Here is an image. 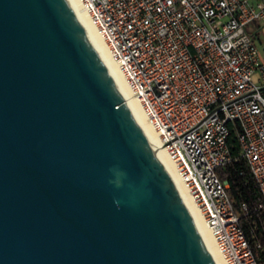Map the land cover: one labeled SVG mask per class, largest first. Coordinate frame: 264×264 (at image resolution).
<instances>
[{
	"label": "water",
	"instance_id": "obj_1",
	"mask_svg": "<svg viewBox=\"0 0 264 264\" xmlns=\"http://www.w3.org/2000/svg\"><path fill=\"white\" fill-rule=\"evenodd\" d=\"M0 264H216L67 0H0Z\"/></svg>",
	"mask_w": 264,
	"mask_h": 264
},
{
	"label": "built area",
	"instance_id": "obj_2",
	"mask_svg": "<svg viewBox=\"0 0 264 264\" xmlns=\"http://www.w3.org/2000/svg\"><path fill=\"white\" fill-rule=\"evenodd\" d=\"M173 164L223 264H261L218 172L242 160L264 211V0H77ZM234 136L239 155L228 147Z\"/></svg>",
	"mask_w": 264,
	"mask_h": 264
},
{
	"label": "bare ground",
	"instance_id": "obj_3",
	"mask_svg": "<svg viewBox=\"0 0 264 264\" xmlns=\"http://www.w3.org/2000/svg\"><path fill=\"white\" fill-rule=\"evenodd\" d=\"M69 5L71 6L76 18L78 19L80 25L82 26L83 30L85 31L86 35L88 36L90 42L92 43L93 47L97 51L101 61L109 71L117 89L119 90L125 104L131 111L134 118L137 120L141 132L149 142V144L154 149L159 161L165 167L168 175L170 176L173 184L175 185L176 189L179 192L180 197L183 200L185 207L187 208L202 240L204 241L206 247L208 248L214 262L216 264H223L222 260L220 259L214 242L211 238V235L205 226L201 216L199 215L198 211L196 210L194 204L192 203L187 191L184 189L179 177L176 174L175 168L173 164L170 162L168 157L166 156L164 150L160 148V145L157 141V134L152 130V128L146 122V119L139 107L137 101L132 98L130 95L126 83L117 69V66L112 62L110 59L108 52L106 50L105 45L98 37L95 29L91 25L88 17L86 16L85 12L80 7L77 0H67Z\"/></svg>",
	"mask_w": 264,
	"mask_h": 264
},
{
	"label": "trees",
	"instance_id": "obj_4",
	"mask_svg": "<svg viewBox=\"0 0 264 264\" xmlns=\"http://www.w3.org/2000/svg\"><path fill=\"white\" fill-rule=\"evenodd\" d=\"M228 147L232 156L239 155V149L234 136H230ZM222 181H227L230 186L229 196L235 211L240 204H246L248 214L241 220V226L249 244L253 247L257 242L264 249V211L258 205L260 194L257 185L242 160H238L218 172ZM256 259L264 264V252L254 251Z\"/></svg>",
	"mask_w": 264,
	"mask_h": 264
},
{
	"label": "rangeland",
	"instance_id": "obj_5",
	"mask_svg": "<svg viewBox=\"0 0 264 264\" xmlns=\"http://www.w3.org/2000/svg\"><path fill=\"white\" fill-rule=\"evenodd\" d=\"M262 28L258 22L254 21L249 24L245 30L252 40L255 42L257 49L259 51L261 60L264 61V38L262 35Z\"/></svg>",
	"mask_w": 264,
	"mask_h": 264
},
{
	"label": "crops",
	"instance_id": "obj_6",
	"mask_svg": "<svg viewBox=\"0 0 264 264\" xmlns=\"http://www.w3.org/2000/svg\"><path fill=\"white\" fill-rule=\"evenodd\" d=\"M261 27L264 26V24H259ZM262 35H263V38H264V28H262ZM264 62V61H263Z\"/></svg>",
	"mask_w": 264,
	"mask_h": 264
}]
</instances>
